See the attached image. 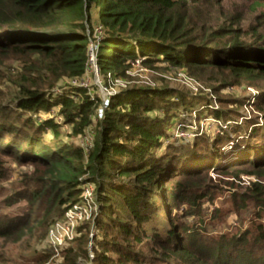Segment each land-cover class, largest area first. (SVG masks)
Wrapping results in <instances>:
<instances>
[{
  "label": "trees",
  "instance_id": "trees-1",
  "mask_svg": "<svg viewBox=\"0 0 264 264\" xmlns=\"http://www.w3.org/2000/svg\"><path fill=\"white\" fill-rule=\"evenodd\" d=\"M93 42L106 82L142 58L146 66L165 61L215 92L254 86L264 110V0H0V189L9 160L32 169L1 201L27 205L14 214L0 210V239L64 221L71 207L86 203L84 188L92 184L100 210L79 231L89 237L94 220L95 264H264V123L243 115L215 138L172 142L178 110L194 103L169 86L111 95L100 118L101 98L72 83L86 75ZM65 80L69 88L54 91ZM58 105L75 135L96 127L88 151L64 140L53 118L33 117ZM213 167L235 180H258L232 192L227 211L209 212L221 188ZM232 213L238 229L226 232ZM148 240L161 247L160 257L145 254Z\"/></svg>",
  "mask_w": 264,
  "mask_h": 264
},
{
  "label": "rangeland",
  "instance_id": "rangeland-1",
  "mask_svg": "<svg viewBox=\"0 0 264 264\" xmlns=\"http://www.w3.org/2000/svg\"><path fill=\"white\" fill-rule=\"evenodd\" d=\"M92 44L89 53L92 56L94 51V56L97 57V45L94 42ZM92 47L93 50L91 51ZM143 60L142 58L135 62L131 68L127 70L124 77L118 78L117 80L110 79L107 82L99 70L97 61L91 62L86 75L83 78L72 80V83L89 87L90 95L101 98V102L108 99V91H111L112 95H114L127 88L143 86L152 88L169 86L172 89L185 93L184 96L187 97L189 101H192L194 106L182 107L178 110V117L173 120L170 126L169 140L172 142L178 139L192 141L203 134L208 135L209 139L215 138L224 131L228 132L230 123L241 124L243 115H245L244 117L248 120H255V123H264V110H259L256 104L260 97V90L258 88L244 84H232V86L228 88H222L215 92L205 81L191 76L183 67H173L165 61H158L153 65L146 66L143 64ZM65 82L67 83L69 80H65L58 84L54 88V91L62 94L69 88L64 85L66 84ZM92 87L97 89V91L94 92ZM235 98H242V105L239 102H234ZM173 99L176 100L177 98L174 97ZM211 109H217L229 118H225V116H223L224 118H217L214 114H211ZM235 113L239 114L237 117L240 116L239 121L241 122L235 120L238 119L237 117H233ZM33 117L41 120L53 118L56 122L62 124L63 132L68 135L65 136L64 140L76 143L83 148L84 137L88 133L90 135H96L95 126L87 127L84 133L75 135L73 126L65 123L63 115L60 113V105H58L57 108L53 107L50 111L40 110L37 113H33ZM229 134L231 137L229 138L230 141H239V139L231 135L230 132ZM227 150L228 149H226V151ZM9 165L11 168L10 178L8 181L1 183L0 210L2 212L14 214L18 209L25 208L27 205L26 202L22 200L13 206H4L1 201L8 197L10 195L9 193H12L13 190L17 191L19 188L23 187V183L20 185L19 183L21 179L32 174V169L30 166L21 165L11 160H9ZM214 168L215 167H213L210 174L212 179H217L216 182L221 183V188L218 191L219 196L216 200L208 204L209 212L219 207L222 209L225 208V211H227L229 206H226L224 202H226V199L231 193L235 191L243 193L246 190L245 187L250 184V181L255 182L258 180L257 177L248 175H243L241 180H235L232 177L219 175ZM219 177L221 178L220 180ZM230 180H234L237 186L232 184L230 187L224 184V182ZM11 188H13V190H11ZM85 202L91 203L90 207L88 204L87 208L82 207V210L77 211L78 214L76 213L77 216L74 224L69 228V231L66 229L64 237H61L58 241L56 240V242H54V240L57 231L55 228L53 231L51 230L55 225V223L53 224L54 221L51 222L52 224L49 225L46 230L40 228L37 231L34 230V233L27 232L21 234V236L16 234L10 238L0 239V264H69V261L74 258H76L77 264H95L94 256L98 247L94 246L96 234L94 220H92L93 224H90V230L92 232L89 237L85 235L84 232H80L79 228L84 227L83 225L86 223L89 224L90 219L93 217L92 211L98 214L100 205L94 200L90 202L86 200ZM86 203H82V205L85 206ZM235 225H237V216L232 213L226 222V229L224 231L235 232L236 229H238ZM148 243L149 244L145 247V254L148 256L160 257L161 255L158 253V250L161 252V247L155 243L154 240H148ZM139 247L140 246H138V248ZM86 248L88 249V256L84 254ZM152 261H155V259Z\"/></svg>",
  "mask_w": 264,
  "mask_h": 264
},
{
  "label": "built area",
  "instance_id": "built-area-1",
  "mask_svg": "<svg viewBox=\"0 0 264 264\" xmlns=\"http://www.w3.org/2000/svg\"><path fill=\"white\" fill-rule=\"evenodd\" d=\"M92 45L93 44H91V46ZM92 50H93V47L91 48V51ZM94 57L95 56H94V51H93L92 56L90 55V62L97 61V57H95V58ZM107 94H108V99H106L105 101H103L102 109H101L100 114H99L100 118H103L104 117V114H105L104 111H105V109L109 105V100H110V96L112 95V92L111 91H108ZM94 136L95 135H90L88 133L84 137V145L83 146H84L85 150L88 151L92 147L93 141H94ZM93 195H94V187H93L92 184H88L84 188V196H85V199L87 200V202H90L91 200H93ZM86 204H91V203H86ZM86 204H85V206L82 205V204H76V205H74L73 207H71L67 211V213L65 215L66 217H65L64 221L55 223V225L51 228L52 231L54 230V228L57 231V235L55 236L54 242H56V240L57 241L60 240L61 237H64L65 232H66V229L69 231V228L74 224V221L76 220V216H77L76 215L77 211L78 210H82V207H86L87 208V205ZM59 243H61V242H59Z\"/></svg>",
  "mask_w": 264,
  "mask_h": 264
}]
</instances>
